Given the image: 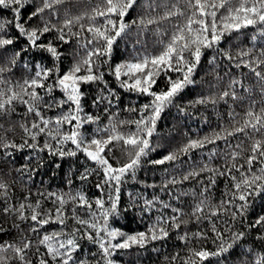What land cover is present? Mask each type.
<instances>
[{
    "label": "snow or ice",
    "instance_id": "6c2138e0",
    "mask_svg": "<svg viewBox=\"0 0 264 264\" xmlns=\"http://www.w3.org/2000/svg\"><path fill=\"white\" fill-rule=\"evenodd\" d=\"M76 7L67 0H0V10L10 13L0 18V120L20 117L7 128L0 123V154L26 189L17 198L15 180L0 179V233H17L0 241V264H121L120 252L150 244L159 252L155 244L173 238L179 243L161 253V264H264V0H91ZM122 43L132 45L131 54L115 62ZM202 65L214 79L202 80L184 103ZM14 70L21 73L15 79ZM107 74L145 99L121 106ZM221 103L228 122L218 119L202 135L185 132L176 141L159 127L166 110L215 111ZM17 126L19 141L8 135ZM207 145L206 160L176 173L180 157L191 160L196 150L203 156ZM44 153L81 154L87 166L79 170L80 186L70 177L67 191L41 184L33 199ZM145 163L160 166L159 181L139 180L151 196L138 188L123 199V186L137 180ZM93 177L96 192L89 195ZM197 177L199 190L179 187ZM219 177L226 182L214 199ZM157 188L169 198L161 199ZM129 213L141 230L117 226Z\"/></svg>",
    "mask_w": 264,
    "mask_h": 264
},
{
    "label": "trees",
    "instance_id": "16d2710c",
    "mask_svg": "<svg viewBox=\"0 0 264 264\" xmlns=\"http://www.w3.org/2000/svg\"><path fill=\"white\" fill-rule=\"evenodd\" d=\"M67 2H70L72 4H75L77 7L74 8V11H78L82 7H86L91 0H67ZM4 16H10V13L8 10H0V18H3ZM251 33H249V36ZM242 40L247 41L248 37H242ZM64 47H68V45H64ZM131 48L132 45L128 44L127 49L125 48L124 44L122 43L119 49L115 52L114 54V61L118 62L120 59H123L124 57L128 56L131 54ZM39 57L37 56V59ZM70 62L69 59L64 60V65L66 66ZM203 71L197 70L196 73V81H197V86L192 87L185 95L183 102L186 103L187 100L195 98V94L200 91L199 85L201 84V81H207V80H212L214 79V74L212 72L208 71L207 65H202ZM218 71L220 69H217ZM233 72H238L239 70L233 68ZM15 76L13 79L17 78L20 76V72L15 71ZM246 79L248 82H253L254 77H252L249 73L248 70L245 68L244 69ZM207 73V74H205ZM5 76L8 74L5 73ZM109 82L110 86L113 88H116V90L120 93V100H121V106L126 105L129 101V99L136 100L137 103L142 102L145 98L140 97L139 99L136 98L135 94H130L127 91L123 90L120 88L119 84L116 83L114 77H112L110 74H107L106 77ZM227 78H225L226 80ZM163 77H161L162 82ZM96 91L95 87L90 89V92L94 93ZM59 95V92L57 91L56 93ZM91 97H89L90 99ZM256 99H259V93L255 94ZM91 110V106L89 105V109ZM23 107L21 106L18 109V112H22ZM55 111V110H53ZM237 111H242V108L238 107ZM217 112L220 113V117L218 118ZM122 116H127L129 115L127 112H122ZM203 117H207V120L205 121ZM18 114H13L11 120L8 123H15L19 119ZM103 118V117H102ZM218 119L222 123H227L228 122V116H227V106L224 105L223 103L217 105L216 110L214 111L211 107H205V106H200L197 105L195 108H190L189 114H184V113H178L175 108H172L170 110H166V112L163 114V119L160 121L159 127L164 130V132L168 133L169 135L175 137L176 141H182L184 139V133L185 132H190L192 135H195L197 133V130H199L200 134H204L205 132L209 131L211 128H214L217 126ZM0 123L4 124V128L8 127V123H5L3 120H0ZM0 135H3V129H0ZM8 135L10 137H13L19 141V136H20V129L17 126L15 129V132L13 133L12 131L8 132ZM241 139H244L241 137ZM235 143V141H233ZM219 148L223 149L224 148V143L223 141H217L216 142ZM245 146H247V141L245 142ZM211 145H207L205 152L203 156H201V153L199 150L195 151V154L192 156L191 160L188 159L186 156L180 157V161L183 163H178L176 165L175 171L176 173L181 172L182 170H186L188 168V165L190 163H198L201 159H207V149L210 148ZM227 150V149H225ZM160 151L159 148H157L156 152L150 153L151 158H157V153ZM29 149H25L24 153L27 154L29 153ZM119 155V153H117ZM44 155L45 158V165L43 168H40L37 170V174L34 177L35 184L31 185L32 188V194H33V199L36 197V190L41 187V184H43V187L48 189V190H56V189H63L67 191L68 189V184L67 180L70 177L73 181V187H78L81 184V181L78 178L79 175V170H82L83 166H87L85 164V161L82 157L81 154H78L77 157H65V158H60L57 156H47L46 153L42 154ZM27 156H17V167L19 166V163H24L26 160ZM124 157L121 155V160H123ZM214 163H221L220 159H217L214 161ZM57 164L60 165V167H57ZM160 166H153L150 164L145 163L141 169L137 173V180L133 181L129 179L127 183L123 186V199H127V191L129 189L135 191L136 189H140L142 191H146V193L151 196L152 189H144V186L139 183V180L146 179L148 180L149 183H151L152 179H156L159 181L161 172L159 170ZM8 169V164L4 160L2 154H0V179L7 180L10 184L13 183L15 180V183L13 185L14 190H15V196L17 198L22 197L26 189L23 187L21 184L20 180L17 179L18 174L16 172H12L11 174L7 173ZM206 173H202L201 176H206ZM200 178L197 177L196 179L190 180V181H185L183 185H180L179 187H183L185 189L189 187H196L197 190H199V186L197 184V181ZM94 182L95 178H91V181L88 182L85 186L86 191L89 192V195L93 194L96 192V189L94 188ZM226 181L224 180L223 177H219L217 180V186L215 188V191L213 192V198L214 199H219L221 193L224 190V183ZM171 187V185H169ZM2 191V190H0ZM158 195H160L161 199H168L169 196L168 194L161 193L159 191V188L155 190ZM182 199L185 200H191L192 197L189 195L187 197H183ZM3 203V198L0 197V204ZM12 203H16V200H12ZM260 204L257 202V207L254 211L259 212L260 211ZM132 213H129L127 219L120 220L117 224V226H122L125 228V230L128 231H134V230H141L143 228V224L138 221L134 220L132 218ZM4 219V214L0 212V220ZM251 219V217H249ZM13 217L11 214H9L7 218V222L5 224V227L11 228V223H12ZM71 223V221H69ZM21 227L27 228V224H22ZM51 227H55V225H52ZM51 227H49V230H51ZM194 227V225H192ZM16 230L12 229L11 231L7 233H0V241H6L11 238L16 237ZM31 236V233H29ZM32 239L35 240V237L32 236ZM179 243L178 241L173 238L172 240H169L164 246H161L159 243L155 244V247L158 248L160 251H153V245H148L143 249H138L135 246L132 249L127 250V253L125 252H120L117 256L116 259L121 261V264H161L162 260V255L161 253L165 251H172L175 245ZM84 247L87 249L89 245L85 243ZM43 251V249H42Z\"/></svg>",
    "mask_w": 264,
    "mask_h": 264
}]
</instances>
